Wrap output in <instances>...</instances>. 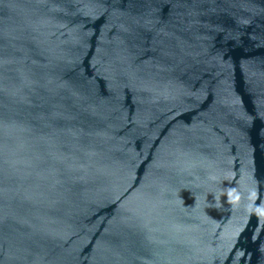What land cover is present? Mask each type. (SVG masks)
Returning <instances> with one entry per match:
<instances>
[{
	"label": "water",
	"instance_id": "95a60500",
	"mask_svg": "<svg viewBox=\"0 0 264 264\" xmlns=\"http://www.w3.org/2000/svg\"><path fill=\"white\" fill-rule=\"evenodd\" d=\"M0 264H264V0H0Z\"/></svg>",
	"mask_w": 264,
	"mask_h": 264
}]
</instances>
